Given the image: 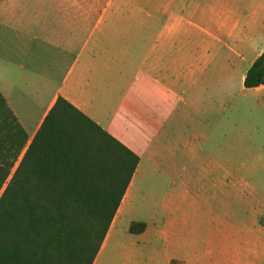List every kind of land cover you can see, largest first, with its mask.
Returning <instances> with one entry per match:
<instances>
[{
	"label": "crops",
	"instance_id": "obj_1",
	"mask_svg": "<svg viewBox=\"0 0 264 264\" xmlns=\"http://www.w3.org/2000/svg\"><path fill=\"white\" fill-rule=\"evenodd\" d=\"M262 53L264 0H0V94L27 134L21 118L41 108L39 127L61 97L135 154L126 134L150 131L146 161L182 166L184 187L195 165L215 174L209 190L230 178L264 215L249 180L264 158L229 151L246 138L263 145L264 85L243 86ZM163 140L166 159L157 156ZM142 162L93 264L114 239ZM233 163L246 178L229 171Z\"/></svg>",
	"mask_w": 264,
	"mask_h": 264
},
{
	"label": "trees",
	"instance_id": "obj_2",
	"mask_svg": "<svg viewBox=\"0 0 264 264\" xmlns=\"http://www.w3.org/2000/svg\"><path fill=\"white\" fill-rule=\"evenodd\" d=\"M263 85L264 53L243 82ZM138 163L61 97L30 138L0 94V264H93Z\"/></svg>",
	"mask_w": 264,
	"mask_h": 264
},
{
	"label": "rangeland",
	"instance_id": "obj_3",
	"mask_svg": "<svg viewBox=\"0 0 264 264\" xmlns=\"http://www.w3.org/2000/svg\"><path fill=\"white\" fill-rule=\"evenodd\" d=\"M41 110L33 107L29 117L21 118L30 138ZM126 138L142 159V170L100 264H264V215L254 212L251 200L235 192L230 178L223 177L222 186L209 190L208 180L215 179V174L207 179L192 165L190 182L184 187L179 178L183 177L182 166L162 162L156 166L146 161L154 155L150 131L129 133ZM169 142L156 143L157 156L159 152L165 159L169 156L164 147ZM242 142L229 150L233 157L255 162L264 158V142L260 146H248L247 138ZM229 151L225 154L230 155ZM228 168L237 178H246L236 163ZM255 173L249 180H254L260 192L255 200L261 203L264 170L257 168ZM131 223H144L148 231L142 236L131 235ZM163 232L167 237H162Z\"/></svg>",
	"mask_w": 264,
	"mask_h": 264
}]
</instances>
